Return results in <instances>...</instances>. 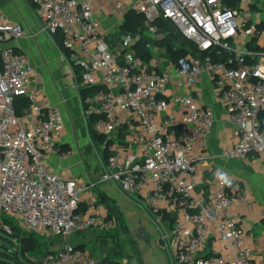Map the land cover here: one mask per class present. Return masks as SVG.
<instances>
[{
    "label": "built area",
    "instance_id": "built-area-1",
    "mask_svg": "<svg viewBox=\"0 0 264 264\" xmlns=\"http://www.w3.org/2000/svg\"><path fill=\"white\" fill-rule=\"evenodd\" d=\"M237 2L232 7L226 0L107 1L118 23L114 32L134 12L144 18L146 34L159 40L164 33L157 22L165 19L204 54L171 60L149 42L150 59L144 61L135 50L140 36L129 33L119 42L108 40L94 11L95 0H35L44 30L62 35L70 59L81 69L79 82L64 55L76 87L97 88L83 102L86 117H96L95 132L110 136L123 131L135 146L128 154L117 135L103 173L89 184L49 166L50 155L73 153L60 146L64 115L58 106L38 99L40 73L28 55L6 45L26 36L24 26L0 14V210L41 236L67 239L89 229L108 232L116 226L109 208L93 203L82 210L81 202L88 188L111 182L134 201L133 195L139 196L141 203L136 202L154 220L175 264H264L253 261L250 234L231 215L249 203L248 192L230 187L229 173L219 170L215 188L207 195L196 193L215 111L186 90L205 74L226 120L236 127L238 142L226 157L239 160L255 153L264 158V44L258 45L264 19L254 17L256 0ZM163 56L168 57L165 69ZM18 97L29 99L20 113L15 109ZM171 213L176 222L168 227L163 215ZM213 238L223 243V251L206 255ZM32 262L112 264L72 245Z\"/></svg>",
    "mask_w": 264,
    "mask_h": 264
},
{
    "label": "crops",
    "instance_id": "crops-1",
    "mask_svg": "<svg viewBox=\"0 0 264 264\" xmlns=\"http://www.w3.org/2000/svg\"><path fill=\"white\" fill-rule=\"evenodd\" d=\"M107 1L109 0H95L94 11L108 40L114 43L113 40H116L113 33L116 31H113V25L117 26L118 23L117 19L109 14L112 6L108 5L110 3ZM105 3L107 7H104ZM256 4L254 5V17L261 22L264 19V0H256ZM0 14L5 15L12 23L24 26L26 36L9 41L6 45L28 55L31 65L40 73L38 99L41 102L49 101L52 105L58 106L64 115L65 133L61 138L60 146L63 150H71L73 153L68 157L50 155L48 157L49 166L64 176L75 177L80 182L87 184L97 182L101 175H96L99 169L97 165L103 173L105 161L98 152L99 163L96 165L97 168L93 169L84 158L83 148L85 146L93 147L95 151L97 147L90 137L88 118L84 112L80 89L76 87L77 81L72 73L71 64L64 60V54L54 36L44 30L35 0H0ZM262 44H264V35L258 41V45ZM163 58L161 67L165 69L169 67L168 57L163 56ZM64 65L67 67L66 75L62 74ZM186 91L194 94L200 103L211 105L215 111V123L208 137L206 160L200 166L196 193L207 195L212 191L216 186L219 170L229 173L230 187L238 186L248 192L249 203L237 207L231 215L250 234L249 244L254 252L253 261L264 263V158L255 153H250L246 158L239 160L226 157L225 153L238 142L234 134L236 127L226 120L225 108L214 97L213 84L207 74L195 87ZM260 120L264 121V113L261 114ZM119 134L120 132H115L107 138L114 139L117 135L119 137ZM122 141L128 154L135 151V146L129 143L128 135H125ZM104 184L108 187L107 195L112 194L111 190H119L121 196L133 200L131 195L124 194L111 182L98 183L88 188L83 194L82 210H87L93 203L101 209L106 207L100 203L101 198L105 196L101 189ZM117 191L115 192L118 193ZM222 251L223 243L213 238L205 254L222 253Z\"/></svg>",
    "mask_w": 264,
    "mask_h": 264
},
{
    "label": "rangeland",
    "instance_id": "rangeland-1",
    "mask_svg": "<svg viewBox=\"0 0 264 264\" xmlns=\"http://www.w3.org/2000/svg\"><path fill=\"white\" fill-rule=\"evenodd\" d=\"M121 37L116 39L117 42H119ZM166 50L164 49L166 55L170 56V53ZM66 70L67 67L65 66L62 74L66 75ZM99 146L103 148V145ZM93 149V147L85 146L83 148L84 158L93 169L98 166L99 169L96 175L99 176L102 174V170L97 165L99 163L97 159L100 157L98 154L99 150L96 149V152ZM101 189L105 193V196L103 195L104 197L101 198L100 203L108 208L111 206L112 213L116 217V226L112 230L102 233L89 229L76 233L67 239L56 238L52 235L41 236L33 234L38 240L37 246L34 250L26 251L27 255L33 261H39L43 259L45 252L48 250H60L68 245H84V249L96 258H100L102 254H116L117 257L113 259L127 261V264H174L169 251L159 240L160 231L154 220L145 213L146 211L142 204L140 205L135 202L141 203L139 196L137 194L133 195L135 198V201H133L123 195L121 196V193L118 192L119 190L115 191L120 193V195L114 190H111L112 194L110 196L107 195L109 192L107 193L108 187L105 184L102 185ZM7 225L10 227L16 226L17 232L21 235H31V232L21 228L15 219L0 210V249L4 251H18L20 259L27 261L22 256V250L17 239L7 234L5 230V226ZM140 228L146 229L151 235L152 238L149 243L144 239V233H139L141 231ZM99 234H102L103 239L109 241L105 249H102L103 246H100L95 241ZM7 237L12 239V242L5 239ZM28 264H31V262H28Z\"/></svg>",
    "mask_w": 264,
    "mask_h": 264
},
{
    "label": "trees",
    "instance_id": "trees-1",
    "mask_svg": "<svg viewBox=\"0 0 264 264\" xmlns=\"http://www.w3.org/2000/svg\"><path fill=\"white\" fill-rule=\"evenodd\" d=\"M226 2L232 6L237 7L238 2L237 0H226ZM158 25L161 29V31L164 33V37L159 40H152L147 34H146V28L144 26V18L141 15H138L134 12L128 13L125 18L124 22L119 26L117 31L113 33V36L115 37V40L118 37H121V35L126 34H133L135 36H140L139 41H137L135 45V50L137 54L144 60L148 61L150 59V50L146 49V45L149 42H153V44L159 46L160 48H164L166 51L170 53L169 58L171 60H176L180 56H186L187 54H192L195 57H202L204 56L203 53H200V51L197 49L196 45L192 42L186 40L182 34L177 30L176 26L173 25L170 21L165 19H160L158 22ZM54 38L62 50L63 54L69 58L74 71L77 81H81V69L79 66L75 65L74 62L70 59V52L66 49L63 43V37L61 34L54 35ZM252 43V42H251ZM97 90L96 87H82L80 89L81 97L83 102L91 96L95 91ZM29 105V99L27 97H18L15 100V109L18 113L21 112V110L24 107H27ZM85 108V107H84ZM96 121V117L90 116L88 117V125L90 129V137L93 140L95 146L99 150L101 157L104 161L107 160L109 155V145L114 141V139H108L107 136L100 135L95 132L94 130V123ZM261 126H264V121L260 120ZM125 136V132L121 131L119 134L118 139L122 140ZM122 138V139H121ZM99 145H103V148ZM109 210L111 215L112 213V207L109 206ZM163 220L168 224V227L172 226L176 222V214H164ZM12 233H8V235H11L17 239L19 242V246L22 250V256L27 259V261H23L20 259V254L18 251H4L0 249V263L1 264H28V262L33 263L32 259L27 255L26 251L34 250L37 246V238L31 232V235H21L16 230V226L10 227L7 225ZM21 227V226H20ZM22 228V227H21ZM80 233V232H79ZM103 233V232H102ZM33 235V236H32ZM9 240V242H12V239L5 238ZM96 243H98L100 246H103L102 249H105L106 245L109 241H106L103 239L102 234H99L96 239ZM76 248L84 249V245H75ZM51 250L46 251L45 253L50 252ZM113 252V251H112ZM116 254L108 255V254H102L100 259L104 262H110L112 264H121L119 260L113 259L116 258ZM30 260V261H29Z\"/></svg>",
    "mask_w": 264,
    "mask_h": 264
},
{
    "label": "water",
    "instance_id": "water-1",
    "mask_svg": "<svg viewBox=\"0 0 264 264\" xmlns=\"http://www.w3.org/2000/svg\"><path fill=\"white\" fill-rule=\"evenodd\" d=\"M140 230L141 231H139V233H144V239L146 240L147 243H149L152 238L149 232L144 228H140Z\"/></svg>",
    "mask_w": 264,
    "mask_h": 264
}]
</instances>
